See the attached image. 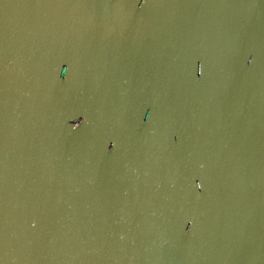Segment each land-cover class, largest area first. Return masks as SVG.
I'll list each match as a JSON object with an SVG mask.
<instances>
[{"label":"water","instance_id":"water-1","mask_svg":"<svg viewBox=\"0 0 264 264\" xmlns=\"http://www.w3.org/2000/svg\"><path fill=\"white\" fill-rule=\"evenodd\" d=\"M0 264H264V0H0Z\"/></svg>","mask_w":264,"mask_h":264},{"label":"clouds","instance_id":"clouds-1","mask_svg":"<svg viewBox=\"0 0 264 264\" xmlns=\"http://www.w3.org/2000/svg\"><path fill=\"white\" fill-rule=\"evenodd\" d=\"M142 6V5H141ZM251 62V61H250ZM66 74V71L64 70V72L62 73V75H65ZM201 187V186H200Z\"/></svg>","mask_w":264,"mask_h":264}]
</instances>
